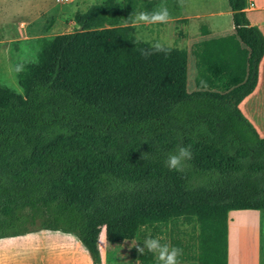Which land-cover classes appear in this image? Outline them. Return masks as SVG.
<instances>
[{
  "label": "trees",
  "instance_id": "obj_1",
  "mask_svg": "<svg viewBox=\"0 0 264 264\" xmlns=\"http://www.w3.org/2000/svg\"><path fill=\"white\" fill-rule=\"evenodd\" d=\"M227 2L248 57L246 79L224 92L188 91L182 47L143 56L156 42L121 23L115 0L35 39V61L14 64L21 92L0 84V238L71 233L101 264L103 230L121 243L168 226L180 263L227 264L228 212L264 210V137L239 107L256 88L264 35L247 0ZM180 145L192 159L170 170ZM138 257L155 262L146 249Z\"/></svg>",
  "mask_w": 264,
  "mask_h": 264
},
{
  "label": "rangeland",
  "instance_id": "obj_2",
  "mask_svg": "<svg viewBox=\"0 0 264 264\" xmlns=\"http://www.w3.org/2000/svg\"><path fill=\"white\" fill-rule=\"evenodd\" d=\"M99 0H88L80 5L78 0H0L1 16H0V84L21 92V88L17 82L14 64L17 61L33 62L36 59L38 47L35 39L38 37H51L56 34L73 31L76 28L73 16L77 9H83L87 4H93ZM222 1V0H221ZM228 8L227 0H223ZM99 3V2H98ZM168 6L173 5L175 0L166 2ZM218 0H182V7L186 13L198 10L215 9ZM221 3V2H220ZM125 11L122 9L121 23H127L130 19L129 14L135 11H153L158 10L162 3L155 0H128L124 4ZM215 6V8H214ZM127 15L126 17H124ZM16 16V18H15ZM14 23L11 24V19ZM208 20L212 24L228 27L232 25L231 15L217 17H209ZM192 21H195L193 19ZM129 23V22H128ZM207 23V22H206ZM186 19L176 20V24L169 22L166 25L160 24H138V37L147 38L154 42L165 45L181 46V42L176 41L175 37L179 31L186 29ZM175 26V27H174ZM175 33V36L172 34ZM232 39L229 32L222 35V41L218 40V36H210L204 42L207 49L204 59V65L207 70V76L213 78L220 67H230L232 70L231 79H239L244 66V56L241 47L238 45L239 39ZM218 57V58H216ZM221 60L222 66H218L216 62ZM233 67V68H232ZM219 68V69H218ZM262 87L256 96L250 99L244 106V112L254 109L257 102L264 98V78ZM260 111V109H259ZM261 115H254V122H260L264 126V109ZM255 117L258 120H255ZM244 212V211H242ZM253 212V211H252ZM251 212V213H252ZM253 219H259L261 230V264H264V210L253 212ZM181 229L191 233L192 227L186 224H180ZM150 232V231H149ZM236 233V232H235ZM242 241L246 243L245 232H240ZM145 236L141 235L133 241H124L121 243H107L105 240L104 230L99 238V246L101 252V264H159L155 262L146 263L140 260L136 251L137 245H143ZM171 233L168 226L161 233H155L154 237H162L161 243H169ZM188 238V236H186ZM69 249L68 263L73 264L85 263L84 257L71 246L67 244ZM180 264H198L195 261L181 262Z\"/></svg>",
  "mask_w": 264,
  "mask_h": 264
},
{
  "label": "crops",
  "instance_id": "obj_3",
  "mask_svg": "<svg viewBox=\"0 0 264 264\" xmlns=\"http://www.w3.org/2000/svg\"><path fill=\"white\" fill-rule=\"evenodd\" d=\"M86 1L88 0H78L80 5H83ZM103 1L105 0H99L93 4H98V2L101 3ZM115 1L120 3L121 8L125 11L124 4L128 0ZM155 1L162 3L160 8L166 7L168 9L170 18L167 23L173 22L176 24V20L186 19V29L178 32L179 35L175 37V42H181V46L179 47L184 48L187 52L186 77L188 91L212 90L224 92L236 87L246 79L248 52L240 40L238 41V45L241 47L244 56V66L241 71L240 78L231 79L230 76L232 74V70H230V67H220V69L218 68L220 70L219 74L216 72L213 78L207 76V70L205 68L203 59L207 52L204 42L207 41V39L212 35L218 36V40L222 41V35L225 32H229L232 39H234L236 35L233 23L231 26L223 27L212 24L208 20H203L209 17L219 18L220 16H224L226 14L231 15L230 7L228 6L227 8V5L223 0H218V5H221L216 8L214 6L215 9H200L198 11L189 10L187 13L182 7V0H175V3L170 6H168V3L166 2H170L172 0ZM247 2H252V6H246L245 8L246 14L251 24L256 25L264 35V0H247ZM89 3L85 8L77 9L76 11H85L90 5H93ZM1 12L2 11L0 8V14ZM137 13H139V11L129 14L128 19L130 20L128 22L130 24H134L136 26H138V24H143L136 22L135 17ZM126 16L127 15L124 17ZM14 19L12 17L10 20L11 24L14 23L12 21ZM193 19H195V21H192ZM167 23L160 24V26L162 25L163 27V25H166ZM138 31L139 29L137 27V33ZM172 34L175 36L174 32H172ZM143 39L149 40L147 38ZM216 64L218 66H222L221 60L219 59ZM263 78L264 56L259 65V74L256 88L250 95L244 98L239 105L244 116L251 122L261 137H264V126L262 123L257 121L258 118L256 117L255 120L257 122H254L253 117L254 115L262 114V110L264 109V98H261V100L257 102L254 109L244 112L243 108L248 102H250L251 98L259 93L262 87ZM252 211L258 212V210L251 209L230 210L228 212L227 264H261L260 224L259 219H253ZM242 229L245 232V237L243 239L247 240L246 243L242 241L241 235L239 233ZM67 244L71 246L72 251L73 248H75L82 255V257H84L85 263L83 264H92L91 257L89 256L86 248L75 235L71 233H64L58 230L47 229H42L18 236L0 238V264H69L67 261L69 253ZM73 264L80 263L74 262Z\"/></svg>",
  "mask_w": 264,
  "mask_h": 264
},
{
  "label": "clouds",
  "instance_id": "obj_4",
  "mask_svg": "<svg viewBox=\"0 0 264 264\" xmlns=\"http://www.w3.org/2000/svg\"><path fill=\"white\" fill-rule=\"evenodd\" d=\"M170 14L166 7H161L158 10L141 11L136 14L135 20L137 23L148 24H165L169 21ZM139 40V37H137ZM158 52H167L165 46L159 42L153 43L150 50L142 49L141 54L145 57ZM147 156L142 154L141 159ZM192 159L191 145H180L175 152H170L165 160L166 166L170 170L182 171L189 165L186 163ZM162 237H153L151 233L146 236L143 245H137L136 251L143 255L145 249L149 253L156 254V259L159 264H180V257L183 255V249L171 245L170 243H161Z\"/></svg>",
  "mask_w": 264,
  "mask_h": 264
},
{
  "label": "built area",
  "instance_id": "obj_5",
  "mask_svg": "<svg viewBox=\"0 0 264 264\" xmlns=\"http://www.w3.org/2000/svg\"><path fill=\"white\" fill-rule=\"evenodd\" d=\"M63 1H67V0H63ZM246 6H247V7L252 6V2H247Z\"/></svg>",
  "mask_w": 264,
  "mask_h": 264
}]
</instances>
